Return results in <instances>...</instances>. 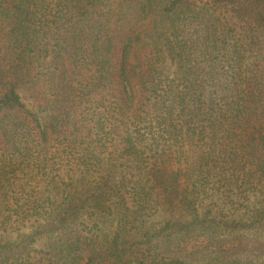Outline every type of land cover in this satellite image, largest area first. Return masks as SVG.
<instances>
[{"label": "trees", "instance_id": "obj_1", "mask_svg": "<svg viewBox=\"0 0 264 264\" xmlns=\"http://www.w3.org/2000/svg\"><path fill=\"white\" fill-rule=\"evenodd\" d=\"M0 264H264V0H0Z\"/></svg>", "mask_w": 264, "mask_h": 264}]
</instances>
